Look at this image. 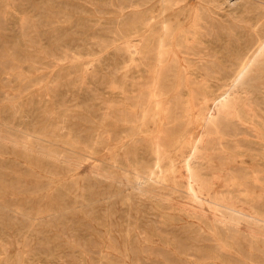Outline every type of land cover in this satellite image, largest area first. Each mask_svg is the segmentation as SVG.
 Listing matches in <instances>:
<instances>
[{"label":"rangeland","instance_id":"1","mask_svg":"<svg viewBox=\"0 0 264 264\" xmlns=\"http://www.w3.org/2000/svg\"><path fill=\"white\" fill-rule=\"evenodd\" d=\"M157 1L0 0V264H264V5L204 12L240 75L176 40L159 62Z\"/></svg>","mask_w":264,"mask_h":264},{"label":"bare ground","instance_id":"2","mask_svg":"<svg viewBox=\"0 0 264 264\" xmlns=\"http://www.w3.org/2000/svg\"><path fill=\"white\" fill-rule=\"evenodd\" d=\"M90 1V0H89ZM152 1V0H151ZM154 1V0H153ZM213 0H198L197 1V4L195 5V6H192L191 4H190V0H186V2L185 3H181V0H158L157 2H156V8H154V12L156 13V17L157 16H159L160 14H161V19H160V21H158V22H160L161 24H162V27H160V29L158 28V36H157V44L156 45H158V47L160 46V52H159V56L160 57H158V59L157 60H159V62H161V60H162V55L163 54H161V52L163 51V46H165V43H170V44H172L173 42V40H176V44H178V46L180 47V48H185V51L187 52V53H191V52H193V54L195 55L196 53H198V52H202V51H204L205 52V55L207 54V55H209V57L210 56H212V57H214L215 59H214V63L216 62V63H218V64H220V65H222V66H217L216 65V67H215V69H214V73L216 72V73H220V74H222L223 73V71L224 72H231V73H233L232 71H234V72H237L238 74H240L241 75V73H244L246 70H247V66L249 65V62L251 61H247V63H246V61H244V58H241L240 59V57H239V55L236 53V52H234V51H232V50H229V48L227 47V45H226V48H225V50H217V48L215 49V48H212L213 46H211L212 44H213V42H211L209 39H203L202 38V33H203V29H205V30H207L208 29V26H210L209 24H210V21L212 22L213 20H211V19H213V18H208V16H207V14H205L204 12H206L207 13V11H209L210 12V10L212 9V5H211V2H212ZM218 1V0H217ZM221 1V0H220ZM223 1V0H222ZM221 1V2H222ZM37 2V1H36ZM147 2V1H146ZM146 2H144V5H145V3ZM225 2V1H224ZM223 2V3H224ZM226 2H227V0H226ZM245 3H246V1H244ZM239 3V2H238ZM244 3V4H245ZM248 6L246 7V8H244L243 9V7H242V9H243V11H245L246 12V16H249L248 18H251V16L249 15V14H251L252 15V13L253 14H255V13H257V14H260V10H258V7L260 6V4H262V5H264V0H248ZM141 4H143V3H141ZM218 4H220V3H218ZM218 4H215V5H218ZM222 4V3H221ZM230 4V3H229ZM240 5V4H239ZM243 5V4H242ZM146 6V5H145ZM219 6H221V5H218V7ZM139 7V6H138ZM261 7H264V6H261ZM147 8V7H146ZM153 8H151V9H153ZM237 8V7H236ZM150 9V8H149ZM222 9V8H221ZM231 10H236V9H231ZM263 10V9H262ZM73 11V10H72ZM147 11L148 10H146V13H147ZM151 11V10H150ZM214 11V10H213ZM220 11V10H219ZM227 11V10H226ZM208 12V13H209ZM221 13H222V11H220ZM262 12V11H261ZM31 13V12H30ZM38 14V13H37ZM224 14V13H223ZM222 14V15H223ZM236 14V13H235ZM256 14V15H257ZM72 15V14H71ZM142 15V14H141ZM146 15V14H145ZM149 16V15H148ZM154 16V15H153ZM246 16H244V17H241V19H245V17ZM252 16H254V15H252ZM71 17V16H70ZM147 17V16H146ZM231 17V16H230ZM139 18H141V16H139ZM143 18V17H142ZM150 18V17H149ZM159 18V17H158ZM98 19V18H97ZM205 19H207L206 21H205ZM228 19V18H227ZM233 19V18H232ZM143 20H144V18H143ZM83 21V20H82ZM140 21H142V20H140ZM157 21V20H156ZM205 21V22H204ZM218 21V20H217ZM220 21V20H219ZM222 21V20H221ZM232 21V20H231ZM262 21V20H261ZM153 22V21H152ZM209 23V24H208ZM223 23V22H222ZM235 23V22H234ZM238 23V22H237ZM254 23V22H253ZM155 24V23H154ZM225 24V23H224ZM151 25V24H150ZM156 25V24H155ZM226 25V24H225ZM230 26H231V24H229ZM143 26V25H142ZM229 26V28H231ZM158 26H155V28H157ZM141 28V27H140ZM154 28V29H155ZM210 28V27H209ZM143 29V28H142ZM147 29V28H146ZM211 29V28H210ZM226 29V28H225ZM215 30V29H214ZM264 30V29H263ZM41 31V30H40ZM216 31V30H215ZM208 33V32H207ZM155 34V33H154ZM211 34H212V32H211ZM263 35H264V33H263ZM246 36V35H245ZM152 38V37H151ZM204 38H206V37H204ZM149 39V38H148ZM153 39V38H152ZM156 39V38H155ZM260 41V38H259V36H255V38H251V39H249L248 41H246V43H245V47H247L248 48V50L250 49V48H252V46H253V48L255 47L254 46V44H256L255 42L256 41ZM148 41H150V40H148ZM155 41V40H154ZM198 42L202 45V46H199V44H198ZM148 44V43H147ZM152 44V43H151ZM257 44H258V42H257ZM153 45V44H152ZM144 46V45H143ZM169 46V45H168ZM264 46V43H262L261 44V46H260V48H262ZM146 47V46H145ZM259 47V46H258ZM105 48V47H104ZM144 48V47H143ZM150 48V47H149ZM153 48H155L154 46H153ZM169 48H171L170 46H169ZM168 48V49H169ZM140 49H141V47H140ZM241 49V48H240ZM154 50V49H153ZM164 50H166V47H165V49ZM172 51H173V49H171ZM184 50V49H183ZM256 50V49H255ZM145 51V50H144ZM169 51V50H168ZM175 51V50H174ZM181 51V50H180ZM245 51V50H244ZM259 51V50H258ZM74 52V51H73ZM143 52V51H142ZM156 52V51H155ZM163 52H165V51H163ZM162 52V53H163ZM176 52V51H175ZM185 52V53H186ZM238 52V51H237ZM255 52V51H254ZM158 53V52H157ZM166 53H168V52H166ZM186 53V54H187ZM248 53V52H247ZM262 53V52H261ZM146 54V53H145ZM165 54V53H164ZM178 54V53H177ZM176 54V55H177ZM204 54V53H203ZM246 54V53H245ZM257 54V53H256ZM155 55H156V53H155ZM168 55V54H167ZM190 54H187L186 56H187V59H188V56H189ZM197 55V54H196ZM206 55V56H207ZM146 56V55H145ZM150 56V55H149ZM148 56V57H149ZM163 56H165V55H163ZM181 56V55H180ZM150 57H152V56H150ZM173 57V56H172ZM175 57V56H174ZM178 57V56H177ZM182 57V56H181ZM185 57V56H184ZM192 57V56H191ZM196 57V56H195ZM68 58V57H67ZM211 58V57H210ZM144 59V58H143ZM147 59V58H146ZM153 59V58H152ZM168 59V58H167ZM166 59V60H167ZM171 59V58H170ZM186 59V60H187ZM201 59V58H200ZM205 59V58H204ZM235 59H240V61H238L239 63H242L241 64V67L238 69V68H232L230 65V67L228 68L227 67V65H226V61L227 60H230V62H232V61H234ZM165 60V61H166ZM183 60V59H182ZM196 60H198V59H196ZM211 60V59H210ZM154 61H156V59L154 60ZM164 61V60H163ZM180 61V60H179ZM201 61V60H200ZM159 62H158V64H159ZM236 62V61H235ZM164 64H165V62H163ZM168 63V62H167ZM167 63H166V66H167ZM187 63V62H186ZM194 63V62H193ZM196 63V62H195ZM234 63V62H233ZM182 64V63H181ZM190 64H192V63H190ZM207 64V63H206ZM174 65H175V63H174ZM196 65H197V63H196ZM155 66H156V64H155ZM154 66V67H155ZM179 66H180V64H179ZM195 66V65H194ZM224 66H226L227 68H225ZM263 66V65H262ZM153 67V68H154ZM158 67V66H157ZM162 67H163V65H162ZM161 67V68H162ZM173 67V66H172ZM181 67V66H180ZM190 67H192V66H190ZM196 67V66H195ZM214 67V66H213ZM212 67V68H213ZM152 68V67H151ZM155 69V68H154ZM153 69V70H154ZM165 69V68H164ZM200 69V68H199ZM207 69V68H206ZM151 70V69H150ZM194 70V69H193ZM261 70V69H260ZM161 71V70H160ZM170 71H172V70H170ZM177 71V70H176ZM179 71V70H178ZM182 71V70H181ZM199 71V70H198ZM203 71V70H202ZM204 71H205V68H204ZM209 71V70H208ZM158 73V70L156 69V70H154V73ZM191 72H192V70H191ZM194 72H196L195 70H194ZM194 72H192V73H194ZM154 73H152V75L154 74ZM184 73V72H183ZM202 73V72H201ZM203 75L205 74V73H202ZM161 75V74H160ZM166 75V74H165ZM232 75V74H231ZM255 75V74H254ZM156 76V75H155ZM164 76V75H163ZM176 76V75H175ZM175 76H174V78H175ZM206 76V75H205ZM224 76V75H223ZM235 76H236V74H235ZM152 77H154V76H152ZM183 77V76H182ZM221 77V75L220 76H218V78L219 79H221L220 78ZM228 77V76H227ZM257 77V76H256ZM258 77H259V74H258ZM264 77V76H263ZM160 78V77H159ZM222 78H226V77H222ZM230 78H231V76H230ZM233 78H235V77H233ZM255 78V77H254ZM167 79H168V77H167ZM229 79V78H228ZM237 79V78H236ZM177 80V79H176ZM231 80V79H230ZM234 80V79H233ZM256 80V79H255ZM167 81V80H166ZM229 81V80H228ZM232 81V80H231ZM252 81V80H251ZM156 82V81H155ZM171 82V81H170ZM183 82V81H182ZM226 82V81H225ZM165 83V82H164ZM186 83V82H185ZM192 83V82H191ZM166 84V83H165ZM172 84V83H171ZM173 84H174V82H173ZM193 84V83H192ZM226 84V83H225ZM168 85V84H167ZM188 85V84H187ZM163 86V85H162ZM170 86V85H169ZM241 86V85H240ZM243 86V85H242ZM152 87H155V85L154 86H152ZM159 87V86H158ZM171 87V86H170ZM184 87V86H183ZM182 87V88H183ZM165 88V87H164ZM173 88V87H172ZM186 88V87H185ZM197 88V87H196ZM238 88V87H237ZM152 89H154V88H152ZM159 89H161V88H159ZM175 89H176V87H175ZM155 90V89H154ZM172 90V89H171ZM186 90H188V89H186ZM152 91V90H151ZM160 91V90H159ZM162 91V90H161ZM180 91H182V90H180ZM191 91V90H190ZM228 91V90H227ZM146 92H147V90H146ZM153 92H155V91H153ZM158 93V92H157ZM163 93H165L164 91H163ZM182 93V92H181ZM183 93H184V90H183ZM153 94V93H152ZM179 94V93H178ZM156 95V94H155ZM159 95H160V93H159ZM164 95V94H163ZM165 95H168V94H166L165 93ZM151 96V95H150ZM153 96V95H152ZM192 96V95H191ZM158 97V96H157ZM160 97H161V95H160ZM198 97V96H197ZM151 98V97H150ZM142 99H144V98H142ZM198 99V98H197ZM247 99V98H246ZM182 100V99H181ZM170 101V100H169ZM177 101V100H176ZM178 101H180V100H178ZM229 101V100H228ZM181 102V101H180ZM245 102H246V100H245ZM151 103V102H150ZM154 103V102H153ZM172 103V102H171ZM196 103V102H195ZM246 103H248V102H246ZM144 104V103H143ZM167 104H169V102L167 103ZM191 104V103H190ZM148 105V104H147ZM177 105H178V103H177ZM176 105V106H177ZM255 105V104H254ZM144 106V105H143ZM146 106V105H145ZM160 106V105H159ZM168 106V105H167ZM151 107V106H150ZM154 107H156V105L154 106ZM153 108V107H152ZM170 108V107H169ZM175 108V107H174ZM252 108V107H251ZM255 109H256V107H254ZM176 109V108H175ZM174 109V110H175ZM260 109V108H259ZM263 109V108H262ZM144 110H145V107H144ZM158 110V109H157ZM264 110V109H263ZM143 111V110H142ZM146 111V110H145ZM145 111H143V113L145 112ZM153 111V110H152ZM159 111V110H158ZM166 111V110H165ZM168 111H169V109H168ZM192 111V110H191ZM147 112V111H146ZM173 112V111H172ZM205 111H203L202 113H204ZM264 112V111H263ZM151 113V112H150ZM174 113V112H173ZM209 113V112H208ZM255 113V112H254ZM168 114V113H167ZM166 114V115H167ZM215 114H216V112H215ZM256 114V113H255ZM153 115H154V113H153ZM203 115H205V114H203ZM218 115V114H217ZM258 115H260L259 114V112H258ZM177 116H180V115H177ZM216 116V115H215ZM261 116V115H260ZM263 116V115H262ZM261 116V117H262ZM147 117V116H146ZM155 118H156V116H154ZM201 117V116H200ZM207 117V116H206ZM206 117L204 116V118L206 119ZM226 117V116H225ZM224 117V118H225ZM145 118V117H144ZM151 118V117H150ZM209 118V117H208ZM212 118V117H211ZM216 118V117H215ZM229 118V117H228ZM152 119V118H151ZM150 119V120H151ZM157 119V118H156ZM166 119H168V117L166 118ZM201 119H203L202 117H201ZM205 119H204V121H205ZM213 119V118H212ZM220 118H218V120H219ZM226 119V118H225ZM224 119V120H225ZM154 120V119H153ZM191 120V119H190ZM207 120V119H206ZM209 120V119H208ZM261 120H263V119H261ZM202 121V120H201ZM264 121V120H263ZM149 122H151V121H149ZM207 122V121H206ZM167 123V122H166ZM172 123V122H171ZM170 123V124H171ZM158 124V123H157ZM170 124H168V125H170ZM223 124V123H222ZM227 124V123H226ZM45 127V126H44ZM170 127V126H169ZM172 127V126H171ZM207 127V126H206ZM220 127H222V126H220ZM164 128V127H163ZM173 128H175V126L173 127ZM208 128V127H207ZM55 129V128H54ZM64 129V128H63ZM152 129V128H151ZM169 129V128H168ZM220 129H222V128H220ZM162 130H164V129H162ZM172 130V129H171ZM61 131V130H60ZM165 131V130H164ZM178 131V130H177ZM207 131V130H206ZM222 131V130H221ZM159 132V131H158ZM161 132V131H160ZM179 132V131H178ZM225 132V131H224ZM156 133V132H155ZM162 133V132H161ZM175 133H176V131H175ZM205 133V132H204ZM223 133V132H222ZM226 133H228V132H226ZM72 134H73V131H72ZM183 134V133H182ZM182 134H181V136H182ZM210 134V133H209ZM215 134H217V133H215ZM30 135H32V140H33V142L31 143L29 140H28V142L33 146V145H36L37 143H39L38 141H37V143H36V140H38V139H40L41 137L40 136H38L37 134H35V131H32L31 133H30ZM29 135V136H30ZM159 135V134H158ZM205 135V134H204ZM210 135H212V133L210 134ZM148 136V135H147ZM174 136V135H173ZM176 136H179V135H176ZM196 136H198V135H196ZM202 136V135H201ZM200 136V137H201ZM221 136V135H220ZM28 137V136H27ZM93 137V136H92ZM157 137V136H156ZM163 137V136H162ZM166 137V136H165ZM147 138H149V137H147ZM199 138V137H198ZM207 138V137H206ZM211 138V137H210ZM43 139V138H42ZM41 139V140H42ZM69 139L70 140H74L75 142H77L76 144H78V143H80V142H85L84 140H82V138L79 136V135H72V136H69ZM162 139V138H161ZM164 139V138H163ZM177 139H179V138H177ZM57 140V139H56ZM112 140V139H111ZM174 140V139H173ZM173 140H171V141H173ZM181 140V139H180ZM16 141V140H15ZM44 141H48V140H45L44 139ZM151 141V140H150ZM153 141H155V140H153ZM156 141H158V140H156ZM160 141V140H159ZM158 141V142H159ZM162 141V140H161ZM161 141H160V143H161ZM202 141V140H201ZM205 141V140H204ZM19 142V141H18ZM94 142V141H93ZM174 142V141H173ZM25 143V142H24ZM51 143V142H50ZM55 143V142H54ZM74 143V142H73ZM95 143V142H94ZM93 143V144H94ZM151 143H153V142H151ZM207 143H208V141H207ZM158 144V143H157ZM55 145V144H54ZM56 145H57V143H56ZM78 145H80V144H78ZM86 145L87 146H89L87 143H86ZM98 145H100V144H98ZM154 145V144H153ZM160 144H158V146H159ZM172 145V144H171ZM196 145V144H195ZM205 145V144H204ZM30 146V145H29ZM32 146H31V149H35V148H32ZM76 146V145H75ZM91 146V145H90ZM89 146V147H90ZM149 146H150V143H149ZM162 146V145H161ZM170 146V145H169ZM156 147V146H155ZM193 147V146H192ZM201 147V146H200ZM204 147V146H203ZM80 148H81V146H80ZM88 148V147H87ZM164 148V147H163ZM194 148V147H193ZM198 148V147H197ZM92 149V148H91ZM171 149H173V148H171ZM189 149H190V147H189ZM198 149H200L201 150V148H198ZM39 150V149H38ZM86 150H89V149H86ZM170 150V149H169ZM169 150L167 149V151H168V154H169ZM191 150V149H190ZM29 151V150H28ZM97 151V150H96ZM95 151V152H96ZM98 151H99V149H98ZM101 151V150H100ZM196 151V150H195ZM194 151V152H195ZM52 152V151H51ZM94 152V153H95ZM154 152V151H153ZM161 152V151H160ZM159 152V153H160ZM163 152V151H162ZM166 152V151H165ZM192 153V152H191ZM198 153V152H197ZM97 154H98V152H97ZM154 154V153H153ZM167 154V153H166ZM165 154V155H166ZM185 155V154H184ZM192 155V154H191ZM198 155H200V153L198 154ZM41 156V155H40ZM162 156V155H161ZM160 156V157H161ZM173 156V155H172ZM194 156H195V154H194ZM201 156V155H200ZM159 157V156H158ZM186 157V156H185ZM202 157H203V155H202ZM26 158V157H25ZM168 158V157H167ZM189 158V157H188ZM193 158V157H192ZM196 158H198L197 156H196ZM27 159V158H26ZM165 159H166V157H165ZM170 159V158H169ZM185 159V158H184ZM34 160H35V158H34ZM164 160V159H163ZM162 160V161H163ZM196 160V159H195ZM198 160V159H197ZM56 161V160H55ZM62 161V160H61ZM104 161H105V159H104ZM157 161H158V159H157ZM191 161V160H190ZM165 162V161H164ZM175 162V161H174ZM173 162V163H174ZM159 163V162H158ZM163 163V162H162ZM166 163H167V167H169L168 166V162L166 161ZM189 163V162H188ZM193 163V162H192ZM200 162L198 161V164H199ZM195 164V163H194ZM198 164H196V165H198ZM171 165V164H170ZM176 165V164H175ZM135 166H137V165H135ZM172 166V165H171ZM184 166H186V165H184ZM191 166H193V165H191ZM164 166L162 165V168H163ZM173 167V166H172ZM198 167V166H197ZM125 168V167H124ZM160 167H158L157 169H159ZM161 168V169H162ZM170 168V167H169ZM175 168V167H174ZM173 168V170H175ZM191 168V167H190ZM194 168V167H193ZM193 168L191 169V170H193ZM196 168V167H195ZM155 169V168H154ZM177 169V168H176ZM186 169H188V168H186ZM134 170V169H133ZM164 170V169H163ZM166 170V169H165ZM107 171V170H106ZM126 171V170H125ZM136 172H139V171H137V170H135ZM149 171V170H148ZM168 171V170H167ZM169 171H170V169H169ZM154 172V171H153ZM156 172L158 173V171L156 170ZM161 172V171H160ZM164 172V171H163ZM174 172V171H173ZM190 172V171H189ZM195 172V171H194ZM134 173V172H133ZM144 173V172H143ZM151 173V172H150ZM155 173V172H154ZM168 173V172H167ZM126 174H128V172L126 173ZM148 174V173H147ZM172 174V173H171ZM128 175H130V174H128ZM151 175H153V174H151ZM162 175V174H161ZM163 176H165L164 174H163ZM168 176V175H167ZM171 176V175H170ZM137 177H139V174H137ZM157 176H155V178H156ZM169 177V176H168ZM199 178V177H198ZM149 179V178H148ZM163 178H161V180H162ZM169 179V178H168ZM144 180V179H143ZM142 180V181H143ZM156 180H157V178H156ZM160 180V181H161ZM165 180V179H164ZM174 180V179H173ZM197 180H199V179H197ZM196 180V181H197ZM203 180V179H202ZM201 180V181H202ZM221 180V179H220ZM141 181V180H140ZM139 182V181H138ZM145 182V181H144ZM154 182V181H153ZM203 183H204V181H202ZM241 182V181H240ZM243 182V181H242ZM156 183H159V182H156ZM162 183H163V181H162ZM208 183V182H207ZM159 184H161V182L159 183ZM151 185H152V183H151ZM156 184L154 183V185L153 186H155ZM221 185V184H220ZM146 186H149V185H146ZM158 186V185H157ZM150 187V186H149ZM128 188V187H127ZM142 189V188H141ZM120 190V189H119ZM143 190V189H142ZM145 190H151V189H144V191ZM139 192V191H138ZM149 192V191H148ZM122 193V192H121ZM142 193V192H141ZM154 193V192H153ZM152 193V194H153ZM221 193V192H220ZM240 193V192H239ZM143 194V193H142ZM145 194V193H144ZM149 194V193H148ZM155 194V193H154ZM209 194V193H208ZM139 195V194H138ZM146 195V194H145ZM115 196V195H114ZM162 197V196H161ZM222 198V197H221ZM235 198V197H234ZM134 200V199H133ZM132 200V201H133ZM228 200V199H227ZM226 201V200H225ZM228 201H230V199L228 200ZM233 201V200H232ZM118 202V201H117ZM216 202V201H215ZM244 202V201H243ZM213 203V202H212ZM225 203V202H224ZM134 204V203H133ZM220 204V203H219ZM225 204H227V203H225ZM234 204V203H233ZM248 204V203H247ZM146 205V204H145ZM221 205V204H220ZM235 205V204H234ZM233 205V206H234ZM245 205H246V203H245ZM134 206H135V204H134ZM147 206V205H146ZM224 207H225V205H224ZM235 207V206H234ZM233 207V208H234ZM240 207V206H239ZM249 208H250V206H248ZM228 208V207H227ZM242 208V207H241ZM230 209V208H229ZM247 209V208H246ZM248 210H250V209H248ZM247 210V211H248ZM254 210V209H253ZM138 211V210H137ZM232 211V210H231ZM238 211H240V210H238ZM132 212V211H131ZM225 212H227L226 210H225ZM255 212V211H254ZM260 212H262V211H260ZM228 213V212H227ZM252 213H253V211H252ZM148 214V213H147ZM229 214V213H228ZM232 214V213H231ZM234 214V213H233ZM239 214V213H238ZM240 214H242V213H240ZM254 214H256V213H254ZM257 214H258V212H257ZM260 214V213H259ZM223 215H225V213L223 214ZM235 215V214H234ZM244 215V214H243ZM262 215V214H261ZM111 216V215H110ZM205 216V215H204ZM228 216V215H227ZM247 216V215H246ZM255 216V215H254ZM257 216V215H256ZM255 216V217H256ZM136 217V216H135ZM201 217V216H200ZM215 217H218V216H215ZM219 217H221V216H219ZM219 217H218V219H219ZM232 217V216H231ZM209 218V217H208ZM252 218V217H251ZM130 219H131V217H130ZM207 219V218H206ZM222 219V218H221ZM234 219V218H233ZM249 219V218H248ZM262 219H263V217H262ZM261 219V220H262ZM116 220V219H115ZM208 220V219H207ZM237 220H239V219H237ZM250 220V219H249ZM205 222H207V221H205ZM229 222V221H228ZM250 222V221H249ZM264 222V221H263ZM237 223V222H236ZM255 223V222H254ZM210 224V223H209ZM221 224L223 225V223L221 222ZM225 224V223H224ZM241 224V223H240ZM257 224V223H256ZM259 224V223H258ZM128 225V224H127ZM230 225V224H229ZM236 225V224H235ZM260 225V224H259ZM212 226V225H211ZM225 226H226V224H225ZM237 226H239V225H237ZM192 227V226H191ZM218 226H216V228H217ZM175 228V227H174ZM163 230V229H162ZM168 230V229H167ZM145 232V231H144ZM186 232V231H185ZM243 232V231H242ZM250 233H252L251 231H250ZM249 233V234H250ZM128 234V233H127ZM171 234V233H170ZM247 234V233H246ZM183 236V235H182ZM256 236V235H255ZM145 237V236H144ZM262 237V236H261ZM264 238V237H263ZM256 239V238H255ZM257 239H259V238H257ZM195 240V239H194ZM185 247V246H184ZM186 248H187V246H186ZM192 249V248H191ZM190 249V250H191ZM146 251V250H145ZM199 252V251H198ZM173 253V252H172ZM158 257V256H157ZM191 257V256H190ZM162 261V260H161Z\"/></svg>","mask_w":264,"mask_h":264}]
</instances>
